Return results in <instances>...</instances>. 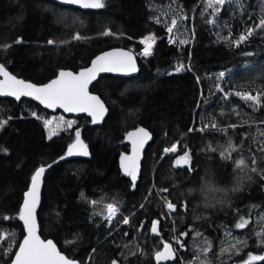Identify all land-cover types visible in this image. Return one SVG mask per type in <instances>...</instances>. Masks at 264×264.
Instances as JSON below:
<instances>
[{
    "label": "trees",
    "instance_id": "1",
    "mask_svg": "<svg viewBox=\"0 0 264 264\" xmlns=\"http://www.w3.org/2000/svg\"><path fill=\"white\" fill-rule=\"evenodd\" d=\"M205 7L206 0H105L104 8L84 11L47 0H0V46L12 45L0 48V64L17 77L42 84L60 69L84 68L97 53L115 46L131 49L138 62L135 76L103 75L91 86L108 108L102 124L71 117L72 129L52 139L43 125L50 112L31 100L0 98V120L9 121L0 129V149H6L0 151V234H15L14 243L0 242V264L10 262L23 236L22 196L41 166L46 170L37 216L40 235L52 238L79 264H112L114 259L119 264H154L163 241L176 249L175 260L168 264H242L249 253L264 255L256 235L264 227V179L250 171L255 154L256 167L264 172V97L254 109L235 95L264 93V31L257 30L239 47L221 39L229 32L237 39L254 27L264 16V0H229L217 17ZM174 15L188 19L175 33L177 42L170 43L165 24H156L154 18L170 23ZM208 19L216 23L208 24ZM105 30L114 35H102ZM77 32L83 39L73 40ZM149 34L157 39L152 55L145 57L141 41ZM17 38L22 43L16 44ZM180 39L189 43L181 45ZM49 40L56 43L49 45ZM180 65L184 70L177 72ZM213 122L227 131L200 130ZM233 124L238 127H229ZM138 126L153 137L133 187L117 158L127 150L125 134ZM77 128L90 152L87 159L66 156ZM177 141L179 152H163ZM229 142L236 150L224 159L220 152ZM184 150H190L191 171L174 166ZM239 159L248 167L237 168ZM165 200L176 205L175 212L168 211ZM108 203L120 208L111 225L103 211ZM241 216L250 223L237 229ZM124 217L129 224L122 223ZM157 219L158 237L150 231ZM182 232L188 235L180 237ZM237 240L244 242L238 250L221 253Z\"/></svg>",
    "mask_w": 264,
    "mask_h": 264
},
{
    "label": "snow or ice",
    "instance_id": "2",
    "mask_svg": "<svg viewBox=\"0 0 264 264\" xmlns=\"http://www.w3.org/2000/svg\"><path fill=\"white\" fill-rule=\"evenodd\" d=\"M67 3L74 5H79L84 9H102L105 7V0H65ZM229 0H206V7L204 11L211 9L209 13L212 17H217L222 11V7L226 5ZM170 7V6H169ZM166 15V13H165ZM203 15V13H202ZM187 16L174 15L170 18V23L168 21H163L161 16H156L154 18L156 24L164 23L166 27V32L169 34V42L176 43L175 33L179 30L181 23L187 20ZM208 24H215V19L206 20ZM257 30L264 31V16H262L258 23L254 27H249L245 32L241 33L237 39H231L232 33L229 32L228 36L222 37L221 39L224 42L230 43L232 46L239 47L242 43L246 42L250 37L254 35ZM102 35H114L111 30H105ZM194 36V31L192 32ZM73 40H80L83 37L77 32L73 35ZM156 36L154 34H149L144 37L141 43L144 45L143 52L141 55L147 57L152 55L153 46L156 44ZM16 44L22 43V38H17L15 41ZM49 45H53L56 42L53 40L47 41ZM61 43H68V41H61ZM179 44L184 45L188 44V39H180ZM12 45H2L0 48L7 50ZM177 72L184 70V65H180L175 69ZM137 71L136 61L133 53L131 51H125L123 49H114L112 51L104 52L101 55L97 56L91 64V67L84 68L79 72H73L70 70H60L58 75L50 80L46 84L37 85L31 82H26L23 79H18L16 76L12 75L7 71L6 67L3 64H0V76L3 79H0V95L13 96L19 100L22 96L34 97L36 100L45 104L48 108L60 107L65 112H86L92 117L93 123H98L103 120L104 115L107 111L104 103L99 96L92 95L89 93V85L96 80L99 73L104 72H122V73H133ZM221 77L224 76V73L220 74ZM217 89L223 92V89L217 85ZM228 93H225L224 99L228 98ZM236 96L240 97L244 101L251 102L254 109H258L262 104V97L264 93L257 91L255 94L251 92H236ZM223 114V113H222ZM36 116L35 113L32 114ZM8 119L0 120V129L8 124ZM74 121H65L63 117L58 119H44L43 125L47 130L48 139H52L57 136L58 133L62 130L72 129ZM242 123H248V121H243ZM208 127L215 128L219 131L226 132V128H218V125L213 122L211 125H204L201 128V131L206 130ZM231 128H236L238 125H230ZM192 131V129H189ZM260 136L264 137V132H260ZM151 139V134L143 127H138L135 131L127 133V140L132 144V154L131 155H121V168L125 175L131 178L133 187H135V182L137 180V175L139 172V161L141 151L145 143ZM180 142L177 141L171 144L170 147L164 148L163 152L165 154H175L180 151L179 149ZM235 147L229 142L228 148L220 152L221 157L224 159H231L232 151H235ZM0 151H6V149H0ZM215 151V149H213ZM261 152H264V141H262V146L260 149ZM73 155H82L88 156V146L84 143L81 138V132L79 128L75 129V140L73 143L68 145V150L66 156ZM61 157L60 159H64ZM237 168L248 167L244 159H239L235 161ZM252 167L250 171L252 173H257L264 179V172H261L257 167V160L255 154H253ZM174 166L183 167L188 166V170L191 171V154L190 150H184L182 154L178 155L175 158ZM50 167V165L48 166ZM45 167L41 166L36 169L34 174L31 176V185L27 192L24 194L23 206L19 213V219L23 221L24 227L26 229V235L24 236L22 242L18 244V250L15 251L14 257L12 259V264H79L78 261L68 258L64 255L51 239L44 240L41 239L38 234V225L36 218V210L40 204V192L42 178L45 173ZM248 180H251L252 177L248 176ZM243 185L234 189V191H240ZM163 193L168 192V189H161ZM82 198L84 194H81ZM92 205L98 203L97 200H91ZM143 207V205H141ZM165 207L170 213L176 211V205L170 201L165 200ZM187 207V205H183ZM103 211L106 213L105 219L111 225L114 218L120 213V208L115 203H108L104 205ZM261 220L264 221V216L261 217ZM130 220L128 217H124L122 223L127 225ZM250 223L249 219L240 217L234 227L237 229H244ZM160 220H153L151 222V233L153 235L159 234ZM143 226V225H142ZM191 230V226H189ZM125 235H128L125 233ZM188 232L180 233V237L187 236ZM199 235V233H197ZM226 235L231 236V233ZM257 236L261 237V243L264 244V227H262L260 232L256 233ZM15 234L11 232H4L0 234V242L14 240ZM176 237V244L180 247H184V242ZM67 243L71 244L73 241H68ZM244 243L243 241L237 240L235 244L229 245V247L221 249V253H228L233 249L238 250V245ZM211 244H209V248ZM209 249L205 248L202 251L207 252ZM8 251H11V247ZM95 251V250H93ZM7 254V253H6ZM176 258V249L173 245L167 241L163 242V249L161 251H156L154 253V259L157 264H160L161 261H170ZM253 261H264V255H254L249 253L248 258L242 262V264H252ZM112 264H119L118 260H113Z\"/></svg>",
    "mask_w": 264,
    "mask_h": 264
},
{
    "label": "water",
    "instance_id": "3",
    "mask_svg": "<svg viewBox=\"0 0 264 264\" xmlns=\"http://www.w3.org/2000/svg\"><path fill=\"white\" fill-rule=\"evenodd\" d=\"M47 1H52V2H55V3L60 4V5L74 7V8L80 9V10H84V11H93V10H95V9H84V8L80 7L79 5H74V4H71V3H67V2H65V0H47ZM114 49H123V50H125V51H131V52L133 53L134 57H135L137 71H136V72H133V73H122V72H104V73H99L98 76H97V78H96V80H94V81L89 85V93H90V94H92V95H96V96H99L97 93H94V92L91 91V86H92V85H93V84L99 79L100 76H103V75H112V76H118V77H131V76H135V75L138 73V62H137V56H136L135 52H133V51H132L131 49H129V48L121 47V46H115V47H111V48L105 49V50H103V51H100L99 53H97L95 56L92 57V59L90 60V62L88 63V65L85 66L84 68L91 67L92 61H93L97 56L101 55V54L104 53V52L112 51V50H114ZM84 68H82V69H84ZM82 69H80V70H82ZM60 70H70V69H60ZM60 70H59V71H60ZM80 70H78V71H73V72H79ZM7 71H8V70H7ZM59 71H58V72L56 73V75H55L53 78H51L50 80L54 79V78L58 75ZM70 71H72V70H70ZM9 73L12 74V75H14V74L11 73V72H9ZM14 76H16V75H14ZM16 77H17V76H16ZM17 78H18V79H22V78H20V77H17ZM0 79H3V77L0 76ZM23 80H24V79H23ZM50 80H48L47 82L42 83V84H46V83H48ZM25 81H26V82H30V81H27V80H25ZM31 83H32V82H31ZM34 84H35V83H34ZM42 84H37V85H42ZM99 97H100V96H99ZM0 98H8V99H12V100H14V101L17 102V103L20 102V101L23 100V99H25V100H31V101H33L34 103H36L37 105H39L41 108L47 110V111L50 112V113L60 112V113L64 114L65 116H68V117H80V116H85V117H87V118L90 120V122H91L93 125H100V124H102V122L105 120V118H106V116H107V114H108V108H107L105 102L101 99V97H100V99H101L102 102L104 103L105 108L107 109V111H106V113H105V115H104L103 120L99 121L98 123H93V121H92V117H91L88 113H86V112H73V113H69V112H65V111H64L62 108H60V107H56V108H48L45 104H43V103H41L40 101L36 100L34 97L22 96L19 100H17V99H16L15 97H13V96L0 95ZM138 127H143V128H145V129L151 134V139H149V140L145 143V145H144V147H143V149H142V151H141L140 161H139V172H138L137 180H136L135 184L138 182L139 177H140L141 168H142V162H143V159H144L145 151H146L148 145L151 143V141H152V137H153V136H152V133L150 132L149 129H147V128L144 127V126H138ZM138 127H133V128H131V129H129V130L127 131V133H128V132L135 131V129L138 128ZM127 133L125 134V137H124V143H125L126 146H127V150H126V151H122V152L118 155V158H117L118 168H119V170L121 171L122 174H124V172H123V169L121 168V155H131V154H132V144H131V142H130L129 140H127ZM73 142H74V141H73ZM73 142H72V143H73ZM67 150H68V148H67ZM67 150H66V153H67ZM88 152H89V149H88ZM89 153H90V152H89ZM67 157H69V158H73V159H87V158L89 157V155H88V156L73 155V156H67ZM35 171H36V170H35ZM124 175H125V174H124ZM126 176H127V175H126ZM128 177H129V176H128ZM129 179H130V181H131V178H130V177H129ZM131 182H132V181H131ZM30 185H31V182H30L28 188L25 190V192L28 191ZM41 185H42V184H41ZM25 192L23 193V196H22V201H21V205H20V210H21V208H22V206H23V201H24V194H25ZM41 200H42V198H41V192H40V204L38 205L37 210H36V218H37L38 234H39V235H40V228H39V222H38V217H37V216H38V212H39V209H40V206H41ZM20 221H21V220H20ZM21 223H22V226H23V236H22V238L20 239L19 242H22L24 236L26 235V229H25V227H24L23 221H21ZM151 235H152V236H156V237L159 236V234H158V235H153L152 233H151ZM40 237H41V239H44V240L51 239V240L55 243V241H54L52 238H43L41 235H40ZM169 243H170V242H169ZM18 244H19V243H18ZM56 245H57V244H56ZM172 245H173V244H172ZM57 247H58V246H57ZM173 247H174V246H173ZM58 249H59V248H58ZM162 249H163V244H162L161 248H160L158 251H161ZM16 250H18V246H17ZM16 250H15V251H16ZM15 251H14V253H13V255H12V258H11V260H10V262H9L8 264H12V259H13V257H14ZM62 253H63V252H62ZM63 254H64V253H63ZM64 255H65V254H64ZM153 260H154V264H157V262H156L155 259H154V255H153ZM174 260H175V259H174ZM174 260H170V261H161L160 264H168V263L173 262Z\"/></svg>",
    "mask_w": 264,
    "mask_h": 264
},
{
    "label": "rangeland",
    "instance_id": "4",
    "mask_svg": "<svg viewBox=\"0 0 264 264\" xmlns=\"http://www.w3.org/2000/svg\"><path fill=\"white\" fill-rule=\"evenodd\" d=\"M142 44V43H141ZM143 47L144 45L142 44V49L140 50V52L142 53L143 52ZM60 117H63L65 121H74V119H72L71 117H68V116H65L64 114L60 113V112H55V113H50L47 117H45L44 119H53V118H60ZM43 119V120H44ZM75 122V121H74ZM75 124V123H74ZM73 124V125H74ZM69 130V129H67ZM62 131H65V130H62Z\"/></svg>",
    "mask_w": 264,
    "mask_h": 264
},
{
    "label": "flooded vegetation",
    "instance_id": "5",
    "mask_svg": "<svg viewBox=\"0 0 264 264\" xmlns=\"http://www.w3.org/2000/svg\"><path fill=\"white\" fill-rule=\"evenodd\" d=\"M105 215H106V213H105ZM115 219V218H114ZM160 234V233H159ZM164 242V241H163ZM163 244V243H162Z\"/></svg>",
    "mask_w": 264,
    "mask_h": 264
}]
</instances>
